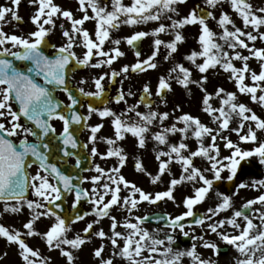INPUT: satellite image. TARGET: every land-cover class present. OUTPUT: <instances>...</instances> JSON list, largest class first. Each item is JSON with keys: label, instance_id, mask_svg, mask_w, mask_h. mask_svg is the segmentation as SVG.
Returning a JSON list of instances; mask_svg holds the SVG:
<instances>
[{"label": "snow or ice", "instance_id": "snow-or-ice-1", "mask_svg": "<svg viewBox=\"0 0 264 264\" xmlns=\"http://www.w3.org/2000/svg\"><path fill=\"white\" fill-rule=\"evenodd\" d=\"M21 2L22 0H10L11 6L0 5V118H7V124L0 122V203L3 204L0 215L21 213L26 208L31 213V218L23 224L24 231L0 223V238L18 248L23 264H50V257L42 255L39 249L29 245V237H40L49 251H58L65 258V264H76L75 253L90 241L92 235L106 239L112 249L107 258L103 255L104 244L94 250L93 255L99 264H116L117 258L122 264H184L185 258L190 259L191 264H217L216 261L201 256L195 241H203L201 246L212 250L215 256L220 254L219 245L205 240L204 235L196 236L185 231L183 221L189 217L193 218L196 226L205 228L206 232L215 234L226 245L235 249L239 254L235 264H264V179H254L250 185L243 182L238 184L233 195L248 187L260 192V195L247 200L239 209L234 207L232 196L217 191L218 202L214 207H209L206 213L200 215L194 211L197 205L209 198L215 182L223 178L222 173L226 170L227 180L233 181L242 161L255 157L260 165H264V141L257 134L264 131V118L247 104L239 102L237 92H226L222 87L215 91L220 106L214 107L213 94L205 87L208 82L206 74L210 69L219 68L235 83L239 94L249 96L253 103L264 108V47L256 46L257 41L264 42V5L256 6L252 0H204V8L196 5L181 16L179 6L185 4L186 0H131L127 4L124 0H77L78 11L82 14L77 17L72 10L63 8L55 0H28L34 9L30 19L35 30L27 36L8 34L5 31L6 25L12 21H22L18 14ZM225 2L232 13L239 17V26L228 11H221L217 19L214 12L209 10L222 7ZM61 19L69 25L65 28L64 23L59 24L65 42L59 46L52 44L53 51L48 55L44 50L48 45L47 38ZM209 19L216 21L219 33L209 26ZM86 22L94 23L93 32L85 27ZM149 22L157 23L151 32L135 31L124 37V41L135 48L143 38L153 37L151 55L141 60V52L137 50L136 62L131 66L124 65L120 71H111V80L114 81L122 74L127 78L126 74L130 70L145 72L156 69L155 60L161 47L167 49L164 59L168 60L178 52L179 45L185 42L182 31L185 26L198 25L199 50H192L184 59L195 66L202 74L201 77L193 79V72L189 67L176 63L167 77L159 78L155 95L163 98L167 92H172L173 80L189 92L190 85L198 86L204 93L202 111L216 127H210L188 112L176 116L175 122L166 125L171 114L153 110V91L148 84L143 86L139 102L128 106L119 114L109 107L98 109L91 103L88 104L87 115L75 110L81 102L66 85L68 66L75 62L85 67H110L125 55L119 47L121 39L113 38L112 33L120 29L121 25L133 26ZM162 33H171L172 39H161ZM106 43H110L112 47L106 50ZM76 47L84 49L82 57L77 56L74 51ZM243 51L248 54L244 55ZM94 58L95 63L92 62ZM253 59L259 62V72L250 67L249 61ZM14 61L27 62L31 66L21 70ZM235 61H239L241 66L237 67ZM108 75L104 73L94 79L96 91H85L81 87L78 89L79 93L86 97L104 96L105 86L102 81ZM37 78H42L43 82H39ZM84 83L86 81L82 80L81 84ZM48 86L59 88L67 94L69 103L64 108L61 102L54 100L53 89ZM125 96L120 91L114 97L115 103L127 104ZM140 104L148 111H139ZM65 108L68 115L65 114ZM176 111H181L179 105L173 109V113ZM93 114L101 120L110 119L113 130L111 137L99 135L104 128L103 123H88ZM235 118H238V126L231 127ZM53 120L62 122V131L59 133L52 124ZM85 128L89 132L88 143L81 145L76 132ZM225 132H234L239 141L256 146L244 150L224 135ZM129 135L135 139V147L138 149H145L149 139L156 143V174L148 172L139 158H136L134 167L138 173L148 175L153 185L161 182L162 177L167 174L170 179L165 190L147 191L122 174L129 157L119 142ZM177 135L179 142H172L171 137ZM29 136L35 137V141L30 142ZM15 137H20L18 144L12 139ZM46 138L48 142H45ZM52 138L60 141L64 157L77 156L76 167L80 166L81 160L71 150L81 147L88 149L89 144L92 145L91 157L99 156L101 160L115 158L116 166L105 169L97 164L94 167L96 174L90 177L65 174L56 163L50 162V152L42 150L50 148ZM190 138L196 142L195 149L187 142ZM98 139L108 145L106 152H98L95 146ZM218 139L224 142L225 149L230 150L229 156H221ZM198 158L206 161L208 166H197L195 161ZM174 164L180 168L178 178L173 174ZM33 165L37 170L35 174H30L29 169ZM209 172L212 178L207 175ZM74 180H79L80 183L90 182L92 187L81 188L79 184L73 183ZM182 184H191L193 192L182 200L185 211L167 218V226L172 234L166 233L160 238L158 234L154 235L143 227L149 220L148 216L133 213L143 202L152 205L165 200L175 202V191ZM29 191L34 198L27 197L26 193ZM65 193H74L72 208L77 209L84 199L92 205L91 212L80 214L77 211L69 223L53 210V207L61 208L57 202L62 200ZM256 205L260 207L255 208ZM113 209L126 212L123 222L112 215ZM229 210L230 216L218 219ZM86 215H93L95 219L84 227V235L77 233L69 237L71 224L84 220ZM41 217L54 218V222L43 233L35 227ZM104 218L110 220V234L102 228L95 230L94 226ZM228 227L233 232H228ZM120 228L124 231L118 230ZM177 229L184 237H190L193 241L189 248L181 249L177 244L174 235Z\"/></svg>", "mask_w": 264, "mask_h": 264}, {"label": "flooded vegetation", "instance_id": "flooded-vegetation-1", "mask_svg": "<svg viewBox=\"0 0 264 264\" xmlns=\"http://www.w3.org/2000/svg\"><path fill=\"white\" fill-rule=\"evenodd\" d=\"M252 2L256 6L264 5V0H252ZM196 5H199L201 8H204L205 7L204 0H186L185 4L179 6L180 15L181 16L186 15ZM209 10L213 11L214 15L217 14L218 18H219V14L221 11H228L229 14L233 16L237 25L239 26L241 24L239 17H237L234 13H232L230 6L226 2L222 5V7H218L217 9H214V10H212V9H209ZM22 24H23V22H22ZM34 30H35V28L29 29L30 32L34 31ZM5 31L6 32L9 31L8 34H16V35H23V36L25 35L23 33L20 34V29H18V28H6ZM187 31H185V33H184L186 39H185V42L182 43V45L190 47V51H189V54H190V52L192 50H196V48L194 45V41L190 35L189 29H187ZM47 40H48V45H46L44 47V50H45V53L48 55H51V53L53 51V49L51 48L52 44L59 46L65 42V38L62 36V38H58V40H62V43L61 42L56 43L57 41L55 42V40L51 38V34L47 38ZM256 46L257 47H264V42L257 41ZM243 54L247 55L248 53H247V51H243ZM14 62L16 63V61H14ZM188 63H189L188 67L194 73L195 66L192 65L190 62H188ZM234 63L236 64L237 67L241 66V63L239 61H235ZM16 64L18 66H20L21 69L26 70V67L23 66L18 61ZM249 64H250V67L252 70L259 72L260 67H259L258 61L253 59V60L249 61ZM87 68L88 67H85L82 70L73 71L70 75L69 85L67 87L75 89V90H78L79 88L83 87L85 89V91H94L92 88V86L94 85V81L92 79L89 81L83 80V81H86V83L81 84L82 80H80V79H82V78L79 77V74L82 73ZM129 73L133 74V72L131 70L129 71ZM211 76H212V74H211ZM221 76H222V78H219V79H228V74L223 72V71H222ZM37 79L39 80V82H41V83L43 82L42 78H37ZM193 79H195L194 74H193ZM215 79H217V78H215ZM208 80L211 81L210 79H208ZM248 82L250 83V81H248ZM102 83L105 86V95L102 96V99L104 100V105L97 107L95 105L96 102H89L86 99H83V100L81 99L80 100L81 103L79 104V108H78L80 113L87 115V107H88V104L91 103L94 107H96L98 109L102 110L104 107H109L113 111L117 112V114H119L127 108V107L117 106V105H120L122 102H120L119 104L115 103L114 97L120 91H123L126 94L125 98L134 99L135 104H137L139 102V99H140L141 95L143 94L142 93L143 87H141L139 90L138 87L133 85L132 79H130L128 76H127V78H125L124 74L117 77L114 81H111V78H110L107 82L102 81ZM67 84L68 83L66 80V85ZM48 87L50 89H53L52 95L54 97V100L57 102H61L62 108H64V106L69 103L67 94L65 92L61 91L59 88H56L54 86H48ZM152 91H153V95L151 97L152 106L163 102L164 99H160L155 95L156 90H152ZM129 92H131L132 95H127V93H129ZM155 96H156V98H155ZM245 101L247 102L245 104L250 106L258 115L261 116V118H264V108H262L258 104L253 103L250 100V98H248V101L247 100H245ZM13 107L15 108V105ZM64 110H65V114H66L68 110L66 108ZM138 110L139 111H148V109L145 108V106L143 104H140V107ZM153 110L163 112L162 108H154L153 107ZM171 115L173 116V114H171ZM174 117H175V115H174ZM174 117H172V120H175ZM0 122H5L7 124V118H0ZM21 122H22V120H21ZM169 122H170V120L166 121L165 124L169 125ZM88 123L90 125H95L97 123H103L104 124V128L101 130V133L99 134L100 136L111 137L113 135V130L111 127L110 119H108V118L101 120V118L99 116L93 114L91 119L88 121ZM52 124L57 129V133L62 131V122L61 121L53 120ZM260 133L261 132L257 133L258 137L261 141H264V136L261 137ZM88 136H89V132L86 128L78 131L77 137H78V140L80 141V143L82 145L85 143H88ZM28 139L30 142H33L31 136H29ZM171 140H172V142L178 143L179 142L178 141V135L175 137H171ZM238 143H240L241 146L243 145V142H241L239 140H238ZM119 145L121 147H123L125 149V151L128 153V157H129L128 161H127L125 167L122 169V174L128 180L135 182L139 187H141L147 191L155 192V191H162V190L166 189V187L168 185V181L170 179V177L167 174H165L162 177L161 182H159L156 185H153L151 183L150 177L148 175H145L143 173H138L134 167L136 158H139L143 161L148 172H150L152 174H156V172L158 170V162L155 160V151L154 150L157 148V145L154 141L149 139L145 149H138L137 147H135V139L129 135L124 141L119 142ZM95 146L97 147V150L100 153L106 152L107 148H108V145H106L102 140H99V139H98ZM255 146L256 145H253V147H255ZM91 147H92V145L89 144L88 149L83 148L84 154L86 156H88L90 163H89V167H88L89 170L83 171L81 177H90L92 175H95L96 173L94 172V167L97 164H99L101 167H103L105 169L116 166L117 161L115 158H109L106 160H101L99 156H97L95 158L91 157L90 156V148ZM249 161L251 162V165L240 167V170H238V173H237V177H239L240 180H243L245 177H250L253 180L254 179H264V165H260L258 162V159L255 157L250 158ZM74 162H75L74 157H71V158L67 157V158H61L59 160L58 164L60 166H66L69 164H73ZM178 167L179 166L175 165V164L172 166L173 174L177 178L179 176ZM31 169H36V166H33ZM31 169H29L30 173H31ZM249 170H252V171H249ZM226 171L224 172L225 174H227ZM149 183H151L150 186H148ZM91 187H92V185L90 184V182L81 183V188L90 189ZM224 189H225V191H227L225 188V185H224ZM179 193H180V185L177 186V189L175 191V197H176L177 202L165 200V201L158 202L156 205H152V204H148L147 202H143L141 205L138 206L137 210H135V212L133 214L134 215H141V216H148L149 220H147L144 223L143 227H145L149 232L153 233L154 235L158 234L160 238H163L166 233L172 234L171 229L167 226V224H168L167 218L180 215V213L178 211V198H177ZM258 195H260V192H257L256 194H254V198H256ZM68 196H71L73 198V193H69ZM87 205H91V204L89 203ZM241 206L242 205H240L236 208L239 209ZM254 207L259 208L260 205H256ZM91 210H92V205H91V209L85 210V213L91 212ZM112 215H115L119 221L123 222V220L126 216V212L122 209H113ZM230 215H231V213L227 212V213L223 214L221 216V218H224V216H230ZM163 216H165V217H163ZM85 219H87L86 220V225H87V223H90L92 220L95 219V217L93 215H86ZM79 222H81V221H78L76 223H79ZM254 222L258 223V221H254ZM71 225H73V224H71ZM94 227H95V230H97V231L102 228L106 233L110 234V220L108 218H104L100 222V224L95 225ZM118 230L124 231V229H122V228H120ZM185 231H188L189 233L194 234L196 236L204 235L205 240L214 241L219 245L220 254H219V256H215L213 254L212 250L205 249L201 246L203 241L196 240L195 243L197 244V250L203 258L212 259V260L216 261L217 264H235V260L239 255L235 251V249L232 248V246L226 245L222 240H217L216 238L209 235L208 232H206L205 228H202L200 226H196L192 222L191 224H186ZM227 231L231 233V232H233V229L231 227H228ZM81 235H84L83 231L81 232ZM174 235L176 237L177 244L179 245V247L181 249H187L191 246V244L193 242L191 240V238L190 237H184L182 235V233L179 232V229L176 230V233ZM90 238L93 239L91 250L89 249V246L85 245L79 251V255L82 256V260H83L84 264L85 263L99 264V261L93 255L94 250L97 247H99L101 244H104L105 245V251H104L103 255L107 258L110 256L111 251H112L111 245L109 244V242L106 239L102 240V239L96 237L95 235H92ZM116 264H122V262L119 260V258L116 259ZM184 264H191L190 259L185 258Z\"/></svg>", "mask_w": 264, "mask_h": 264}, {"label": "rangeland", "instance_id": "rangeland-1", "mask_svg": "<svg viewBox=\"0 0 264 264\" xmlns=\"http://www.w3.org/2000/svg\"><path fill=\"white\" fill-rule=\"evenodd\" d=\"M55 2L67 10H72L77 17L82 15L78 11L77 0H55ZM130 2L131 0H124V3L126 4ZM0 5L11 6L10 0H0ZM33 12H34V9L29 4L28 0H22L21 5L19 6V9H18V14L22 17L24 21L23 25L19 26L14 21H12L11 24L5 26V29L6 28H18L20 29V34L23 33L25 34L24 36H27V34L30 32L29 29L35 28V26L32 24L31 19H30ZM215 15L217 16V19H218V15L217 14ZM174 18H178V17H174ZM9 19L11 18L9 17ZM60 23H64L65 28L69 27L68 23L65 22L63 19L57 22L56 29H54L53 32L51 33V38L54 39L55 42L57 41L56 43H60V42L62 43V40H58V38H62V30L59 28ZM165 23H168V21H165ZM208 23H209V26L213 29V31L219 33L220 29L217 27L215 20L209 19ZM156 26H157L156 22H149L147 24L133 25V26L121 25L120 29L112 33V37L121 39L122 42L119 47L125 53V55L123 57L118 58L116 61H114V63L110 67L109 66H103L101 68L88 67L86 70H84L82 73L79 74V77L82 78V79L80 78L79 79L88 80V81L92 79L94 81V79L99 77L100 75H103L104 73H108L109 75L106 76L104 80L107 82L110 79L111 71L113 70L120 71V69L124 65L131 66L132 64H134L137 58L135 57L134 53L129 48L127 43L124 41V37L132 34L135 31L151 32L153 28H155ZM85 27L90 32L94 31L93 22H86ZM187 29H189V32L194 41L196 50H199V45L197 43V38L199 35V26L198 25L185 26V28L182 30L183 34L185 33V31H187ZM7 32L9 33V31ZM160 38L165 41H169L170 39H172V35L171 33H162L160 35ZM153 39L154 38L151 36L143 38L141 57H140L141 60L146 59L148 56L151 55L153 51ZM111 47L112 45L110 43H106V46H105L106 50ZM74 51L77 53V56L82 57L84 49L81 47H76L74 48ZM185 51H188L187 46H184L182 44L179 45L178 52L173 54L172 58L174 60H172L173 62H171L170 58L168 60L164 59V57L167 55V49H165L162 46L155 60V62L157 63L156 69H148L145 72H133V74H130L128 72L126 75L130 79H132L133 85L138 87L139 90L141 87H143V85H145V83L148 84L152 90H156L159 78L161 76L167 77L169 70L176 63H183L186 67L189 66V63L187 62V60L184 59V57L188 55V53H186ZM179 53H180V58H178L177 56ZM92 62L95 63L96 58H94ZM198 62H201V61H198ZM208 73L212 74V77L214 79L217 78V80H219L217 84L209 83L206 86L207 89L209 87L211 88L209 93L213 94L212 104L214 107L220 106L219 98L215 96V91L216 89L221 88V87L224 88L226 92H229V91L237 92L239 102L247 103L245 100L248 101L249 96L239 94L236 89L235 83L233 81L229 80V78L219 79V78H222L221 69L219 68L210 69ZM193 74H194L195 79H199L202 75L201 73H199V71L196 68ZM172 86H173V91L166 93L163 102L158 103L153 106L154 108H162L163 112L167 111L170 114H173V116L170 115L169 125L175 122V120H172V117H174V115L176 117L178 115H181L183 112H188L194 116L199 117L203 123L208 124L210 127H216L214 124L211 123V118L202 111V107H203L202 98H203L204 93L200 90L198 86L190 85V92L189 90L184 89L180 85L176 84L174 80L172 81ZM92 88L94 91L96 90L95 85H93ZM125 99L127 100V104L122 102L120 105H117V106L128 107L130 105L135 104L134 99L132 98H125ZM164 101H166V103ZM177 105H179L181 111H176L175 113H173V109H175ZM230 126L237 127L238 118H235L234 122ZM224 135L228 136L234 143H237L244 150H250L252 149L254 145L252 143H243V145L241 146V144L238 143L239 138L234 132H225ZM260 136L261 137L264 136V131H261ZM13 139L17 141L20 139V137H15ZM178 141H179V135H178ZM187 142L189 143L192 149H195L196 142L194 139L190 138ZM205 142L207 143L208 141L206 140ZM217 143L220 145V148H221V156H229L231 154L230 150L225 149L223 147L224 142L222 140L218 139ZM195 163L197 164V166H200L202 168L208 166L206 161L199 159V158L195 161ZM36 170L37 169H31L30 174H35ZM178 171L180 174L179 167H178ZM226 173L227 174L222 173L223 178L219 181L220 185H214L209 198L204 203L197 205L195 209H198L204 214L207 212V209L209 207H214L215 204L218 202V198L216 196L217 191H220L224 194L232 196L233 205L235 208L240 205H243L249 199H254V194H256L259 191H257L256 189L252 187L240 189L238 194L233 195L239 183L243 182V183H247L250 185L251 182L253 181L252 178L245 177L243 180H240L239 177L236 176L234 178V185L232 189L227 192L224 189V184L227 181H229L227 180L228 172L226 171ZM207 175L209 176V178H212V174L210 172L207 173ZM150 185L151 183L148 184V186ZM192 192H193V187L191 184L180 185V193L177 197L178 198V211L180 214H182L185 211V208L182 203L183 198L187 195H191ZM32 198L34 197H32L30 193L29 199H32ZM66 202H67V206L70 207L73 203V198L71 196H68L66 199ZM86 209L88 210L91 209V205H86ZM2 210H3V204L0 203V212H2ZM229 213H231V210H229ZM30 218H31V213L25 208V210L21 213H17V214L4 213L0 215V223L10 228H15V229L24 231L23 224L26 223L27 220ZM219 218L221 217H218V219ZM86 220L87 219H84L83 221L79 223H75L71 225V232H69V237H72L77 233L81 234L84 227H86ZM53 222H54V218L52 217H41V219L36 223L35 227L38 231L43 233L47 230V228ZM208 234L216 238L217 240H220L215 234L210 233V232H208ZM92 241L93 239L90 238V241L86 244L87 246H89L90 250L92 248ZM27 242L29 243L30 246L39 249L42 255L46 257H50L51 258L50 264H65V258L61 257L58 251H49L44 240H42L40 237H29L27 238ZM5 253H7V255H5ZM75 255L77 257L76 264H84L82 260V256H80L78 252H76ZM0 264H23V262L21 261L18 255V248L15 245L8 244L7 241L3 238H0ZM85 264H90V263H85Z\"/></svg>", "mask_w": 264, "mask_h": 264}, {"label": "water", "instance_id": "water-1", "mask_svg": "<svg viewBox=\"0 0 264 264\" xmlns=\"http://www.w3.org/2000/svg\"><path fill=\"white\" fill-rule=\"evenodd\" d=\"M131 48L134 50V52H136L137 50H141V41L137 42V45L135 48H133L131 46ZM10 58V57H9ZM19 63H23L24 65L26 66H29V64L27 62H21V61H18ZM17 63V61H16ZM84 66H81V65H77L75 64V62H73L72 64H70L68 66V69L66 71V80L68 81L69 79V76H70V73L76 69H82ZM68 86V84H67ZM79 100H81L82 98H87L88 101H95L96 105L100 106L102 104V97L100 98H95V97H86V96H83L81 94H79L78 92L77 93H74L72 92ZM78 108H79V105L76 106V111H78ZM69 114V113H68ZM76 128H78L79 126H74ZM38 131V130H37ZM76 134H78V131L76 132ZM35 139V137H34ZM45 142H48V138H46ZM61 144H60V141L56 138H52L51 139V144H50V148L49 149H42L44 151H48L50 152V162L52 163H56L58 165V162H57V156H59L58 153H61V155L63 156V152L61 150ZM60 151V152H59ZM71 151H74L77 153V155L79 156L80 160H81V163H80V166L79 167H76V162L73 164V165H69V166H66L64 168H62V171L65 172V174H68V175H72L73 177H81V171L82 170H85L89 164V158L84 156L83 151H82V147L81 148H78V149H75V150H71ZM58 154V155H57ZM64 157V156H63ZM76 159H77V156H74ZM247 161H242L241 162V167H244V166H247L246 164ZM73 183H76V184H79L80 186V181L79 180H74ZM27 197L29 196V192L26 193ZM67 193L64 194V196L62 197V200L61 201H58L57 203H59L61 205V208H55L53 207V210L54 211H57L58 214L62 215L66 220L69 221V223L71 222V219L74 217V215L76 214L77 211H79L80 214H84V210H83V204L87 201V200H84L82 199L80 204L78 205V208L77 209H74V208H71L70 210L67 209L66 207V204H65V197H66ZM197 213V215H200L201 213L195 211ZM190 221H193V218L190 217Z\"/></svg>", "mask_w": 264, "mask_h": 264}]
</instances>
